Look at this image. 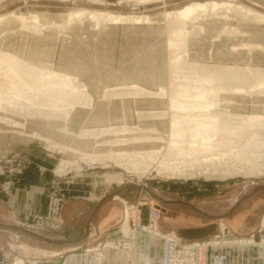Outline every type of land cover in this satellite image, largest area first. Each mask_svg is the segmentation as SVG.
Segmentation results:
<instances>
[{
	"label": "rangeland",
	"instance_id": "obj_1",
	"mask_svg": "<svg viewBox=\"0 0 264 264\" xmlns=\"http://www.w3.org/2000/svg\"><path fill=\"white\" fill-rule=\"evenodd\" d=\"M118 1L0 0V52L47 73L26 76L36 90L16 95L21 79L9 73L11 58H0V135L39 142L62 156L45 212L8 208L19 232L62 230L69 197L59 177L70 174L93 171L123 210L146 202V183L194 187L212 201L227 190L264 187V17L255 13L264 14V0H215L226 8L208 6L187 19L165 12L214 0ZM84 8L150 18L99 23L69 16ZM47 81L67 95L58 100L41 90ZM73 91L87 96L74 100ZM163 164L193 168L194 175L167 177L158 171ZM30 165L18 150L0 155L7 177L0 194L11 195L16 176ZM146 165L151 170L143 175ZM206 168L210 175L202 173ZM52 193L59 197L58 217L39 224ZM218 223V231L197 240L213 239L225 226L226 236H236L226 220ZM124 237L88 240L81 249L93 254L94 264H105L94 248ZM16 257L0 245V264Z\"/></svg>",
	"mask_w": 264,
	"mask_h": 264
},
{
	"label": "crops",
	"instance_id": "obj_2",
	"mask_svg": "<svg viewBox=\"0 0 264 264\" xmlns=\"http://www.w3.org/2000/svg\"><path fill=\"white\" fill-rule=\"evenodd\" d=\"M14 150L20 151L31 165L16 176L11 195L0 194V245L17 256L13 264H94L93 254L81 249L88 240L94 244L127 234L122 203L117 196L111 197L108 183L99 181L93 171L81 176L59 177L62 190L69 197L63 210L61 231L19 232L10 220L8 208L15 207L26 213L45 212L52 171L56 172L62 156L39 142L1 134L0 155ZM6 179L0 169V188ZM141 190L142 199L147 203L143 207L144 218L151 205L160 208L159 228L175 231L185 240L205 239L218 231V219L228 222L236 236L211 247L206 264H264V232L261 230L264 187L227 190L213 201L199 189L185 185L170 188L167 182L146 183ZM105 252V264H130L131 261L163 264L164 261L162 240L147 232L139 233L134 252L123 249Z\"/></svg>",
	"mask_w": 264,
	"mask_h": 264
},
{
	"label": "built area",
	"instance_id": "obj_3",
	"mask_svg": "<svg viewBox=\"0 0 264 264\" xmlns=\"http://www.w3.org/2000/svg\"><path fill=\"white\" fill-rule=\"evenodd\" d=\"M56 183V188L58 187ZM59 197L56 193H52L50 199V206L48 214L38 215V219L41 221L52 222L57 219ZM145 203L143 201L131 204L128 207L125 206V224L128 226V232L121 240H107L103 243L102 247H95V252H98L99 259L103 254L99 251L107 249H123L125 251H135L138 244V236L140 232H147L158 236L162 240L164 247V261L163 264H206L208 250L211 246H217L221 242L225 241L226 226L221 229V233L216 235L213 239L207 240H185L175 231H163L159 228V220L161 218L162 211L156 206H150L147 218H144ZM128 214V219L126 214ZM16 216V214H15ZM127 219V220H126ZM52 220V221H51ZM263 226L261 230L264 232V218ZM51 221V222H50ZM229 233V231H227ZM130 264H134L133 261Z\"/></svg>",
	"mask_w": 264,
	"mask_h": 264
},
{
	"label": "bare ground",
	"instance_id": "obj_4",
	"mask_svg": "<svg viewBox=\"0 0 264 264\" xmlns=\"http://www.w3.org/2000/svg\"><path fill=\"white\" fill-rule=\"evenodd\" d=\"M100 1V0H99ZM116 1V0H115ZM122 3H126V5H131V6H137L139 5V1L138 0H120ZM118 1V2H120ZM230 1V0H229ZM136 2V3H135ZM227 4V2H226ZM225 2H218V1H211V2H206V3H193V4H190V5H186V6H183L181 8H178L176 10H171V11H167L165 12L166 16H174V17H178V18H182V19H187L189 18L190 16H192V14H198L199 11L201 10H205L207 9L208 6H211L213 8H219V7H222V6H225L226 5ZM232 5V4H231ZM230 6V5H229ZM228 7V6H227ZM134 8V7H133ZM226 8V6L224 7ZM214 9V10H215ZM250 10H253L252 8H250ZM249 10V11H250ZM252 12V11H251ZM255 13H257L260 17H264V14H261L259 13L258 11H255ZM255 15V14H254ZM69 16H72V17H75V18H78V17H87L89 18L90 20L92 19L93 21H97L100 23L101 20H104V22H117L119 20H136V21H141V20H147L149 19L150 17L148 15H143V14H129L128 16L126 15H123L122 13H112V12H108V11H100V10H92V9H81V10H76V11H73L69 14ZM38 17L36 15H34V20L37 19ZM73 18H70V20H72ZM69 20V21H70ZM81 20V19H80ZM38 21V19L36 20ZM149 21V20H148ZM118 23V22H117ZM174 34V33H173ZM187 34V33H186ZM175 38V37H173ZM180 41V40H179ZM10 54V55H9ZM1 57H10L11 58V64H9V73H11L10 75L14 76L15 78H20L21 80V83L18 85L16 84L17 86L15 88H13V93L16 94V95H20V93L22 92H33L36 90V88L33 87L34 84H32V81L31 79L29 80H26V76H35V78L37 77L38 79L43 75V74H47L46 72H44L43 69L41 68H38V67H35L33 65H31L30 63H27L26 61L24 60H21L18 56H15L11 53H8V54H4V52H0V58ZM3 62V61H2ZM6 62V61H5ZM4 62V63H5ZM8 62V61H7ZM49 75V74H48ZM52 75V74H51ZM50 76V75H49ZM68 79V78H67ZM18 80V82H20ZM67 81V80H66ZM40 83V81H39ZM9 87V86H8ZM42 88V89H41ZM41 90H43L44 92L46 93H49V94H53V95H57V98L58 100H61L64 96H66V90L63 88V87H57V86H54L53 83L51 81H47L45 83H42L41 84ZM11 89V88H10ZM0 90H3L0 88ZM4 91V90H3ZM76 91V90H75ZM7 93V92H6ZM15 95V96H16ZM28 94H26L25 97L28 98L27 96ZM33 95V94H32ZM71 97H73L74 100H82L84 99L85 96L87 95H82V97H80L79 95H76V93L73 91L71 92V94L69 95ZM20 97V96H19ZM1 95H0V99H1ZM21 99V98H20ZM26 98H24L25 100ZM27 100V99H26ZM74 102V101H73ZM1 107V106H0ZM4 107V106H3ZM174 115V114H173ZM173 117V116H172ZM259 117V116H258ZM257 117V118H258ZM199 118V117H198ZM182 119V118H181ZM184 119V118H183ZM182 119V120H183ZM186 119V118H185ZM180 120V119H179ZM181 120V122H182ZM177 121V119L175 120ZM174 121V122H175ZM173 122V123H174ZM204 122V121H203ZM12 123V122H11ZM172 123V124H173ZM207 123V122H206ZM200 124V123H199ZM204 124V123H203ZM202 124V125H203ZM206 125H209L206 124ZM14 126V125H13ZM41 137V136H40ZM42 141L47 142L46 138H41ZM48 143V142H47ZM44 144V145H45ZM60 146V145H59ZM234 150V149H233ZM146 155L144 156V159H145ZM247 157V156H246ZM88 158L90 159V156H88ZM94 158V157H93ZM245 158V156H244ZM243 158V159H244ZM250 158V157H249ZM247 158V159H249ZM97 159V158H96ZM253 159V157L251 158ZM250 159V160H251ZM263 159V156H262V152L257 154L256 153V158H255V161L256 162H261ZM204 161V160H203ZM246 162V161H245ZM255 162V164H256ZM68 164V163H67ZM77 164V163H76ZM125 164V163H124ZM166 164V163H165ZM163 164L164 166L161 167V169H158V171L162 174H164L165 176L167 177H174V176H190L193 174V168H186L185 166L182 168V166H178V165H165ZM253 165V163H251ZM139 165V164H138ZM64 166V165H63ZM68 166V165H67ZM147 166V169L144 170L141 174L144 175V173H148L151 168H148V165ZM204 166V165H203ZM192 167V166H191ZM261 167V166H260ZM259 167V168H260ZM65 168V167H64ZM146 168V167H145ZM67 169V167H66ZM65 169V170H66ZM261 169V168H260ZM263 169V168H262ZM60 170V169H58ZM209 169L206 168L205 171H203L202 173L204 174H208L210 175V173L208 172ZM61 171H62V168H61ZM141 171V170H139ZM217 171V170H216ZM199 174V173H198ZM215 174L214 172L212 173V175ZM194 175V174H193ZM141 176V175H140ZM219 177V176H218ZM104 180V178H103ZM128 205V204H127ZM128 207V206H126ZM128 214H126V218L128 219ZM126 219V220H127ZM124 222H125V206H124ZM108 250V249H107ZM116 250H119V249H116ZM106 251V250H105ZM105 251L104 250H100L99 253L100 254H103L101 257L104 258V254H105Z\"/></svg>",
	"mask_w": 264,
	"mask_h": 264
},
{
	"label": "water",
	"instance_id": "obj_5",
	"mask_svg": "<svg viewBox=\"0 0 264 264\" xmlns=\"http://www.w3.org/2000/svg\"><path fill=\"white\" fill-rule=\"evenodd\" d=\"M109 1H112V0H109ZM261 187H263V185H262ZM26 232H27V231H26ZM30 233H32V232H30Z\"/></svg>",
	"mask_w": 264,
	"mask_h": 264
}]
</instances>
